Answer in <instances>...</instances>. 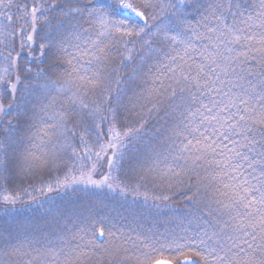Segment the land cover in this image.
I'll list each match as a JSON object with an SVG mask.
<instances>
[{"label": "snow or ice", "instance_id": "snow-or-ice-1", "mask_svg": "<svg viewBox=\"0 0 264 264\" xmlns=\"http://www.w3.org/2000/svg\"><path fill=\"white\" fill-rule=\"evenodd\" d=\"M13 3L0 0V202L15 205L21 199L9 192L15 180L50 176L65 154L72 166L62 178L42 181L41 193L75 185L116 192L112 172L139 165L142 181L194 180V203L208 226L195 237H128L136 264H264V0L251 12L240 11L239 0H32L16 4V15L31 24L29 34L13 28ZM186 3L202 9L194 25L182 15L172 19ZM65 24L69 29L62 31ZM43 29L39 54L51 63L33 73L28 65L44 61L20 59ZM16 35L25 36L19 52ZM117 44L125 46L122 62L154 59L159 65L136 96L123 87L132 75L124 79L112 66ZM137 105L149 117L168 118L159 141L143 150L136 147L143 117L131 126L121 120V110ZM105 157L108 174L95 180ZM127 187L119 188L121 195ZM48 204L43 220L0 219V241L13 231L40 235L52 229L60 243L4 249L0 264H83L94 251L93 239L79 243L86 232L65 235V220L76 209L51 197ZM125 211L135 216L140 210Z\"/></svg>", "mask_w": 264, "mask_h": 264}, {"label": "trees", "instance_id": "trees-1", "mask_svg": "<svg viewBox=\"0 0 264 264\" xmlns=\"http://www.w3.org/2000/svg\"><path fill=\"white\" fill-rule=\"evenodd\" d=\"M7 2V0H3ZM175 3L176 0H170ZM260 0H239L240 11L251 12L254 5H258ZM32 0H14L12 7L8 9V14L13 16V28L19 32L23 27L25 34L31 33V24H25L24 19L16 15L18 9L16 4L25 5L31 4ZM3 7H0V12ZM175 12V9L172 10ZM50 18L55 15L57 18L59 13H46ZM183 16L189 24H195L202 15V9L199 7H189L187 3L180 12L176 13L172 19L175 20L177 16ZM26 19V18H25ZM55 23V21H53ZM172 26L171 24L169 25ZM38 27H40L38 23ZM69 29L67 24L61 29L62 31ZM3 26L0 25V32H3ZM47 29L40 31L38 36H34V45L32 49L25 48L20 62L26 63L29 55L37 57L44 61L42 64H31L33 73L38 68H45L47 64L51 63L48 56L40 57L39 43L40 36L44 34ZM16 44V51H21L20 44L25 41V36L16 35L13 37ZM139 48L137 43L135 46ZM125 51V46L117 44L112 48L113 67H116L120 76L128 79L131 74L133 79L129 80L128 84L123 87L128 91L129 96H136L138 94V85H143L145 81L149 80L155 74V68L159 67L156 60L145 61L142 65L137 61H123L120 53ZM135 55V52H133ZM63 66L61 67L62 71ZM152 70L151 72L149 70ZM146 86V85H145ZM150 106V105H148ZM132 106L129 105V108ZM143 117L144 127L141 131L144 135L140 141L136 142V147L145 149L148 145L157 143L163 128L167 126V117L162 115H153L149 117L146 108H141L137 105L131 111L121 110V120L128 125H135L138 120ZM138 126V125H137ZM41 127H47L46 124ZM105 128L108 125L104 126ZM56 138L53 137V140ZM103 142H107L106 138H101ZM70 154H65L64 158L59 162V166H54L51 175L43 176H23L18 177L15 182L9 187V192H15L21 199L15 205H5L0 202V219L8 223L16 221L28 222L33 220H43L46 217L44 211L45 207H49L48 198L51 197L57 204L74 208L76 211L72 212L69 218L65 220V227L67 229L65 235L70 238L72 234H83L85 239L79 241L83 247L89 239L94 240V251L89 253V257H83V264H136L135 256L132 255L135 248L132 243L128 241V237L136 238L138 235L143 236L151 233H165L175 234L179 236L195 237L203 228L207 227L208 217L203 215L199 206L194 203L196 199V184L192 182H185L184 184H176L173 182L160 183L152 181H142L138 176L140 171L139 165L135 168L122 167L119 172L113 171L112 176L117 177V181L113 184L118 191L109 192L107 189L103 191L85 189L83 185H75L72 189L62 190L59 192H45L41 193L38 189L42 181L54 179L56 175L62 173L66 168L72 166V160L68 158ZM111 155V153H109ZM105 163L97 165V171L92 178L100 180L104 175L108 174ZM79 176V173H76ZM143 183L145 186L141 187ZM36 186V191H33L32 186ZM127 185L126 195H121L119 188ZM24 189L32 192L31 196L24 193ZM135 189V190H134ZM2 194V192H0ZM145 197H148L145 201ZM155 197V198H154ZM167 197V199H161ZM35 198V199H34ZM39 201V203L37 202ZM44 204V207H41ZM129 206L138 208L140 211L137 215L132 216L128 214L125 209ZM7 210V211H5ZM124 224L127 228H120ZM93 231L95 236L93 237ZM103 231L104 235L99 233ZM114 233L110 235L109 232ZM60 243V237L56 231L47 229L40 235L16 232L13 231L6 238L0 241V257L3 256L4 249L12 247L27 248L29 245H46L52 244L56 246ZM69 245L70 247L74 246ZM128 248V252L123 249ZM88 249L85 248V251ZM183 259V258H182Z\"/></svg>", "mask_w": 264, "mask_h": 264}, {"label": "rangeland", "instance_id": "rangeland-1", "mask_svg": "<svg viewBox=\"0 0 264 264\" xmlns=\"http://www.w3.org/2000/svg\"><path fill=\"white\" fill-rule=\"evenodd\" d=\"M62 70H63V68H62ZM120 225H122L120 228H127V225H124V224H120Z\"/></svg>", "mask_w": 264, "mask_h": 264}]
</instances>
